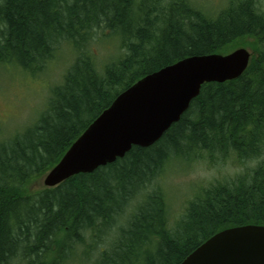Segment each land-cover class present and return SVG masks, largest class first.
<instances>
[{
  "label": "trees",
  "instance_id": "obj_1",
  "mask_svg": "<svg viewBox=\"0 0 264 264\" xmlns=\"http://www.w3.org/2000/svg\"><path fill=\"white\" fill-rule=\"evenodd\" d=\"M228 6L210 15L185 0H0V64L35 76L60 44L75 52L40 117L0 142V264H180L220 231L264 226V11L257 0ZM98 33L117 39L122 55L97 65L88 46ZM233 45L251 50L246 70L203 84L155 144L33 188L141 78ZM230 156L233 164L257 163L199 185L174 218L159 184L166 168Z\"/></svg>",
  "mask_w": 264,
  "mask_h": 264
},
{
  "label": "water",
  "instance_id": "obj_2",
  "mask_svg": "<svg viewBox=\"0 0 264 264\" xmlns=\"http://www.w3.org/2000/svg\"><path fill=\"white\" fill-rule=\"evenodd\" d=\"M249 58L244 48L227 55L192 56L141 78L86 128L44 176L42 186L53 188L92 173L123 158L132 147L152 146L179 121L203 84L237 79ZM180 264H264V226L220 231Z\"/></svg>",
  "mask_w": 264,
  "mask_h": 264
},
{
  "label": "rangeland",
  "instance_id": "obj_3",
  "mask_svg": "<svg viewBox=\"0 0 264 264\" xmlns=\"http://www.w3.org/2000/svg\"><path fill=\"white\" fill-rule=\"evenodd\" d=\"M185 1L202 12L207 11L212 15L225 7H229L228 4L232 0ZM257 1H260V7L264 11V0ZM99 37L100 33L96 34L93 37L95 39L88 46L89 51L97 57V65L114 61L122 55L123 50L120 48L118 50L117 39L107 37L103 40ZM60 45L53 54L54 58L47 63L45 70L35 76L23 71L13 63L0 64V142L8 141L15 135L22 133L45 110L52 89L61 84L69 66L75 59V52L70 45ZM238 47L233 45L226 51L230 52ZM202 160L200 163L189 165H185L183 162H178L179 164L176 165L170 164L165 170L164 178L159 181L168 206L171 205L174 208L172 213L174 218L182 214L187 200L192 199L200 191L199 185H205L214 179L233 176L244 170L252 169L257 163L256 160H252L242 164H233L234 156H230L226 160L227 163L215 162L213 166L208 165V159ZM41 185V181L36 182L33 188H39ZM84 262V260L76 261L74 258L66 264H89Z\"/></svg>",
  "mask_w": 264,
  "mask_h": 264
}]
</instances>
